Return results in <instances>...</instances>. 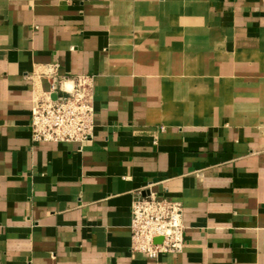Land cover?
Instances as JSON below:
<instances>
[{
	"label": "crops",
	"instance_id": "obj_1",
	"mask_svg": "<svg viewBox=\"0 0 264 264\" xmlns=\"http://www.w3.org/2000/svg\"><path fill=\"white\" fill-rule=\"evenodd\" d=\"M180 1L0 0V264H264V0H196L253 76L233 109L189 124L163 108L182 98L181 76L153 98L148 57L149 27H166ZM121 31L146 37L128 48L147 54L122 55ZM81 76L93 82L92 140L33 142L35 100ZM150 194L180 202L186 228L184 249L158 260L131 251L132 204Z\"/></svg>",
	"mask_w": 264,
	"mask_h": 264
},
{
	"label": "rangeland",
	"instance_id": "obj_2",
	"mask_svg": "<svg viewBox=\"0 0 264 264\" xmlns=\"http://www.w3.org/2000/svg\"><path fill=\"white\" fill-rule=\"evenodd\" d=\"M195 2L196 0H181L175 9L173 6H170L168 10L167 7L171 15L166 16V19H168L166 27L160 29L157 26H155V29L149 27V34L159 35L155 37L150 47L151 53L148 54V57L151 58L150 60L158 59V61L150 63L154 65L151 66L150 73H159L156 77L160 78L157 79L160 80V82L152 84V86L150 85L156 93L153 98H156V95L158 96L159 93H163L164 90H168L167 88H171V84L165 83L167 77L178 74L182 79L181 77L175 76L174 80L177 83L176 85L182 84L178 91V94L182 96L180 99L181 101H175L178 103L179 107H185L190 103H193V106L195 104L194 107H196V103H200L202 107L207 109L202 113L205 111L213 113L218 110L233 109V106H236L239 102L228 100V98L241 90L244 91L245 77L246 82H248L253 74H250L249 71L237 70L236 66L239 63L238 60L224 54L222 43H220L223 42V40L216 32L213 33L206 20L205 5L202 6L201 3L196 4ZM152 8L154 7L150 9ZM174 12L176 15H174ZM119 23L120 21L116 22L114 25L118 26ZM110 26L113 27V25ZM121 32L123 36L118 37V39L122 41L120 49L123 51L127 50V52L122 55L128 58L135 57L136 59L138 55L147 54L141 50H130L128 48V46H132L135 43L141 44L146 37H133L135 38L134 43V41L129 42L131 39L128 37V31ZM129 32L135 35L139 34V30L136 29L129 30ZM124 46L125 48H123ZM159 59L161 61H159ZM223 61H226V63H224L225 65ZM175 62L179 64L181 62V65L177 66L178 64ZM230 63L231 65L228 67ZM137 67L138 64L135 63L134 70ZM140 72L141 71L137 70V73ZM262 73H264V71ZM138 75L135 77H139ZM257 77H259V75H257ZM169 79L171 82L173 81L172 77H169ZM135 80L139 81L140 79ZM137 83L138 82L135 81L134 84L137 85V87L143 88L146 86L142 82L139 84ZM211 88H213V90H211ZM245 89H250V91H252L254 86L252 84L245 85ZM256 89L259 90V85ZM210 91L212 92V98L208 95ZM139 96V103L141 100L143 103L147 102L144 92ZM249 103L250 102H246L247 105ZM246 108L248 109V107ZM202 113L198 117H203L204 115ZM214 116L217 115L214 114ZM219 117H221V115H219ZM219 117H214V119H219ZM178 118H180L182 121L179 120L184 124H189V121L195 120L183 113L178 116ZM193 124H196V122ZM197 124L201 123L199 122Z\"/></svg>",
	"mask_w": 264,
	"mask_h": 264
},
{
	"label": "built area",
	"instance_id": "obj_3",
	"mask_svg": "<svg viewBox=\"0 0 264 264\" xmlns=\"http://www.w3.org/2000/svg\"><path fill=\"white\" fill-rule=\"evenodd\" d=\"M57 69L58 66H53L50 71ZM92 91L93 82L87 76L78 77L71 89L55 80L51 91L33 104L30 125L33 142L80 145L90 142L95 131ZM183 215L180 202L156 194L135 200L131 209V251L150 260L180 253L185 247ZM158 239L162 242L157 243Z\"/></svg>",
	"mask_w": 264,
	"mask_h": 264
},
{
	"label": "bare ground",
	"instance_id": "obj_4",
	"mask_svg": "<svg viewBox=\"0 0 264 264\" xmlns=\"http://www.w3.org/2000/svg\"><path fill=\"white\" fill-rule=\"evenodd\" d=\"M68 86H69L68 88L71 89V86L72 85L69 84ZM164 104H165V105H163L164 112H165V114L168 115L166 117L168 119H170V120H174V119L179 120L180 118H178V116H180L182 113L185 114V115H187V116L192 117L193 119H199L200 117H198V116H200V114L204 110H207L206 108L202 107L200 105V103H197L196 107H194L192 105L193 103H190L189 105H186L185 107H179L178 106V103H176L174 99H170V98H166V99L164 98ZM159 107H161V106L159 105ZM173 111H174V113H173ZM168 119H167V121H168Z\"/></svg>",
	"mask_w": 264,
	"mask_h": 264
}]
</instances>
